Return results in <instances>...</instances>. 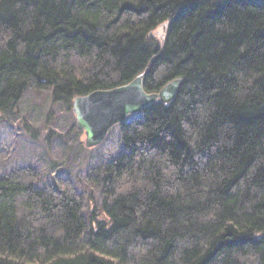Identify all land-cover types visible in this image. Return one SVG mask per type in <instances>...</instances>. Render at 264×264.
<instances>
[{
    "label": "trees",
    "instance_id": "16d2710c",
    "mask_svg": "<svg viewBox=\"0 0 264 264\" xmlns=\"http://www.w3.org/2000/svg\"><path fill=\"white\" fill-rule=\"evenodd\" d=\"M139 75L182 82L118 126L94 210L66 177L0 174V264H264V0H0L1 114Z\"/></svg>",
    "mask_w": 264,
    "mask_h": 264
},
{
    "label": "rangeland",
    "instance_id": "374dc122",
    "mask_svg": "<svg viewBox=\"0 0 264 264\" xmlns=\"http://www.w3.org/2000/svg\"><path fill=\"white\" fill-rule=\"evenodd\" d=\"M162 32L160 27L154 35ZM75 124L73 113L53 104L48 92L28 90L17 115L0 113V174L34 166L39 172L37 187L52 183L56 176L66 177L84 196L88 209L94 210V204L101 201L100 192L87 179L98 160L105 161L119 152L120 132L118 126L112 128L103 143L87 149ZM89 195L93 199L87 200Z\"/></svg>",
    "mask_w": 264,
    "mask_h": 264
},
{
    "label": "water",
    "instance_id": "95a60500",
    "mask_svg": "<svg viewBox=\"0 0 264 264\" xmlns=\"http://www.w3.org/2000/svg\"><path fill=\"white\" fill-rule=\"evenodd\" d=\"M142 78L139 75L126 85L95 91L74 99L72 112L77 130L84 133L86 148L99 146L112 128L121 125L127 117L137 115L151 104L170 103L182 82L181 79H176L159 92L149 94L143 89Z\"/></svg>",
    "mask_w": 264,
    "mask_h": 264
}]
</instances>
